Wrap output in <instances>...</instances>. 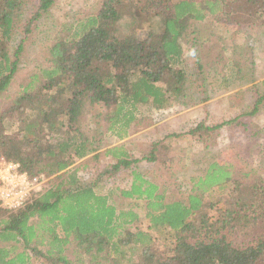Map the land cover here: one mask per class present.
<instances>
[{
	"label": "trees",
	"instance_id": "obj_1",
	"mask_svg": "<svg viewBox=\"0 0 264 264\" xmlns=\"http://www.w3.org/2000/svg\"><path fill=\"white\" fill-rule=\"evenodd\" d=\"M54 2L0 0V163L17 165L28 179H53L19 208L0 206V264H264V177L243 171L235 146L189 184L159 175L157 184L134 169L141 159L168 156L179 136L153 142L134 161L123 146L109 148V164L93 170L92 181L77 174L91 161L98 166V153L86 158L106 131L126 135L136 107L165 109L183 98L182 48L193 47L195 23L221 29L238 13L264 23V0H97L98 14L69 38L53 35L40 68L15 83L25 37ZM249 63L234 79L251 80ZM263 99L248 115L212 127L200 122L186 137L207 145L223 126L247 133ZM11 113L16 128L6 134ZM119 174L130 177L127 188L116 187L132 202L127 210L103 193L105 176ZM138 210L148 225L132 231Z\"/></svg>",
	"mask_w": 264,
	"mask_h": 264
},
{
	"label": "rangeland",
	"instance_id": "obj_2",
	"mask_svg": "<svg viewBox=\"0 0 264 264\" xmlns=\"http://www.w3.org/2000/svg\"><path fill=\"white\" fill-rule=\"evenodd\" d=\"M96 14L97 0H55L48 15L40 18L31 33L25 37L21 61L14 77L15 83L26 80L31 72L40 68L42 52L53 35L57 32L64 33L69 38L75 28L89 23ZM121 27L123 33H126L129 22L122 21ZM194 28L191 35L194 38L193 47L185 44L182 48L181 67L184 68L188 79L183 98L165 109L136 107L135 119L122 139L106 131L98 144V150L88 154L86 159L98 153L96 161L98 166L94 167L92 164L94 162L91 161V164L82 170L78 165L82 162L76 164L75 168H79L77 172L79 178L86 182L92 181L93 170L105 168L109 164V158L103 154L109 148L123 146L130 160L134 161L141 159L150 151L153 142L164 138L171 139V136L179 138L174 139V144L168 147V156H160L159 162L149 164L141 159L134 167L135 171L157 184H159L157 175L169 178L173 182L183 181L184 184H189V180L200 175L214 157L228 147L235 146L237 158L241 159L239 166L243 171L264 177V99L257 104L255 115L247 118L251 124L247 133L235 126H223L217 139L207 145L195 143L190 137H186L188 131L200 122L212 127L225 124L242 114L248 115L252 112L257 97L264 98V84L259 83L261 79L254 80L258 69L254 67L253 60L255 58V61H261V53L253 51L264 49V23L238 13L234 23L221 29L216 26L207 29L203 23H195ZM18 41V37L15 36L11 46L16 45ZM250 61L251 80L241 82L234 79L236 69L249 67ZM258 72L260 76L264 75L260 67ZM227 76L229 79L224 84ZM12 94L15 93L12 91ZM4 103L5 101H0L1 109L5 107ZM15 128V117L11 113L5 118L2 131L11 134ZM0 164L1 167L2 163ZM52 181V178H38L34 192L49 188ZM129 183L130 177L127 174L105 176L102 184L105 186L103 193L111 192L108 195L109 204L116 210H127L132 205L131 200L122 198L116 189L127 188ZM176 189L178 188L173 189L175 193ZM140 212V210L137 212L140 222L130 227L132 231L148 225L143 213Z\"/></svg>",
	"mask_w": 264,
	"mask_h": 264
},
{
	"label": "built area",
	"instance_id": "obj_3",
	"mask_svg": "<svg viewBox=\"0 0 264 264\" xmlns=\"http://www.w3.org/2000/svg\"><path fill=\"white\" fill-rule=\"evenodd\" d=\"M1 165V164H0ZM38 178L28 179L18 172V166L2 163L0 167V206L13 210L24 204L34 192Z\"/></svg>",
	"mask_w": 264,
	"mask_h": 264
},
{
	"label": "crops",
	"instance_id": "obj_4",
	"mask_svg": "<svg viewBox=\"0 0 264 264\" xmlns=\"http://www.w3.org/2000/svg\"><path fill=\"white\" fill-rule=\"evenodd\" d=\"M253 52H255V53H261L260 55V60L261 61H255V58L253 59L254 60V67H256L257 69H258V71H259V67L264 71V49H255ZM252 63V62H251ZM260 63V64H259ZM262 63V64H261ZM260 65V66H259ZM257 71V70H256ZM256 72V77L254 78V80L255 81H257V80H259V79H261V81L259 82V83H261V82H263L264 81V75L263 76H260L261 74H260V72ZM259 77H258V76ZM251 77V76H250ZM248 78H249V76H248ZM225 93V92H224ZM227 95H229V94H227ZM214 101V100H213Z\"/></svg>",
	"mask_w": 264,
	"mask_h": 264
}]
</instances>
